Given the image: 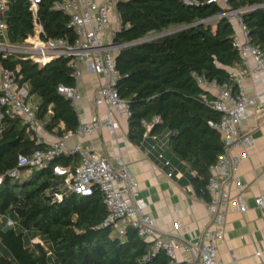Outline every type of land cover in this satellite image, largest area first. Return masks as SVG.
<instances>
[{"label": "trees", "instance_id": "1", "mask_svg": "<svg viewBox=\"0 0 264 264\" xmlns=\"http://www.w3.org/2000/svg\"><path fill=\"white\" fill-rule=\"evenodd\" d=\"M207 1L117 0L120 26L114 36L122 44L116 54L121 73L117 88L132 110L127 119L129 139L141 143L146 130L142 120L158 115L160 121L151 132L167 138L169 154L193 171L190 180L203 199L208 198L210 165L218 160L224 143L210 124L221 117L209 102L214 95L198 84L196 75L228 82L235 89L230 69L241 62L234 45L237 28L218 15L226 5ZM54 2L42 0L38 7L45 37L73 41L76 31L68 24L69 14L54 8ZM228 3L232 8L247 7L241 14L248 36L264 47V0ZM29 7L28 0H8L9 42L21 43L33 33ZM175 28L181 29L169 32ZM152 32L169 33L148 38ZM0 60L14 71L26 100L40 97L36 109L49 132L63 136L77 131L78 109L58 90L61 84L77 82L70 57L40 64L12 52L0 53ZM49 145L36 141L21 116L5 115L0 120V176H5L0 184V264H169L165 251L153 252L152 242L131 225L124 234H116L114 225L102 224L108 207L99 188L88 196L64 191L61 199L56 197V190L79 163L75 153L55 155L31 171L18 166L21 154ZM58 166L68 171L58 172ZM17 167L19 177L7 173ZM8 218L14 223L6 231ZM33 229L43 232L51 244L34 240Z\"/></svg>", "mask_w": 264, "mask_h": 264}, {"label": "built area", "instance_id": "2", "mask_svg": "<svg viewBox=\"0 0 264 264\" xmlns=\"http://www.w3.org/2000/svg\"><path fill=\"white\" fill-rule=\"evenodd\" d=\"M34 17V31L21 43L14 44L8 40V29L5 14L8 0H0V53L22 54L23 57L45 64L56 57H70L74 68L76 80L82 75L83 67L91 72L101 73L103 83L95 90L94 102L97 106L105 105L107 114L102 121L98 115L87 120L80 119L79 128L75 133L85 135L92 133L104 125L116 136L121 124L119 120L128 119L131 114V106L123 98L117 88L121 73L117 67V52L122 44L114 40L116 30H111V19L117 0H55L53 7L69 14V23L76 31L73 41L63 37H45L46 30L39 18V4L42 0H28ZM207 2H220L226 5V9L218 15L226 16L239 28L235 32L234 45L241 55V62L230 69V78L234 86L228 82L218 83L216 79H209L204 74L196 75L198 84L205 87L214 95L209 102L221 112L218 120H211L210 124L218 130L223 138V150L218 160L210 165L211 175L206 185L208 198L204 199L207 204L209 219L203 228L197 242L187 245L191 255L189 260H181L177 255L176 231H164L154 221L147 211V201L139 194L138 182L132 173L129 164L123 154L111 159L102 156L90 146L75 143L71 146L66 141L67 135L57 136L49 147L38 148L30 155L21 154L18 166H28V170L42 167L55 155L61 153H75L79 158L77 166L69 173L65 183L56 190V197L61 199L64 191H75L78 194L88 196L97 187L103 192L104 202L108 207V214L103 225H114V233L124 234L128 225L134 227L138 234L152 242V251L164 250L169 257V264H227L218 254V246L224 240L227 215L231 207L238 211H245V203L242 192L233 197L231 186L238 180V168L240 162L249 156L246 147L255 142L250 132L243 128L245 118L252 113L254 105L264 103L261 95L249 97L245 92L243 78L245 69L250 60L255 61L256 69L264 72V47L255 44L248 36V28L242 17V11L247 7L232 8L229 0H208ZM118 30V29H117ZM58 90L66 97H72L73 102L82 98V93L76 84L65 86L59 85ZM5 115L21 116L29 131L36 141L43 140L44 134L49 132L44 121L38 116L34 108L19 91L14 71L0 60V120ZM160 121L155 115L151 121L142 120L146 130L143 141L152 139L151 149L157 148L158 141L162 140L161 134L151 130L154 124ZM243 147L244 150L234 154L232 149ZM158 155L164 159L167 165L171 160L167 159L161 150ZM58 172L67 170L57 167ZM10 176L19 177V168L10 169ZM172 173H170V176ZM5 176H0V184ZM242 189L241 185H238ZM256 203L264 208V192L257 196ZM9 219L7 224L13 225ZM179 227L180 222L175 221Z\"/></svg>", "mask_w": 264, "mask_h": 264}, {"label": "crops", "instance_id": "3", "mask_svg": "<svg viewBox=\"0 0 264 264\" xmlns=\"http://www.w3.org/2000/svg\"><path fill=\"white\" fill-rule=\"evenodd\" d=\"M118 20L117 11L114 21L118 23ZM119 26L113 30H117ZM235 26L238 30L236 24ZM243 68L246 94L249 97L261 95L264 90V72L256 69L254 59ZM81 74L76 86L82 93V98L75 102L80 119L87 120L98 115L103 121L107 107L97 106L94 102L95 89L103 83V76L85 67ZM260 97L264 100V95ZM40 100L37 94L27 99L34 108H37ZM245 119L243 128L251 133L255 142L246 147L249 156L239 164L238 180L231 186V195L235 197L242 192L247 209L238 211L230 208L226 219L225 238L218 246V254L227 264H264V208L256 203L257 196L264 192V103L260 106L254 105L252 113ZM119 123L121 126L116 136L104 125L85 135L66 134V141L69 146L75 143L90 146L113 161L118 154H123L136 176L139 194L147 201L148 213L164 233L176 231L179 244L177 255L181 260L191 259L193 255L187 250V245L199 240V235L209 219L207 204L196 193L190 180L193 171L185 162L176 161L169 154L167 138L162 137V140L156 142L158 149L152 150L151 144L155 143L152 139L136 144L128 137L127 120L121 118ZM57 136L47 132L44 134V141L51 143ZM158 150L171 160L170 165L158 155ZM243 150L241 146L235 147L232 153L237 154ZM238 185L242 186L241 190ZM175 221L180 222L179 227L175 226Z\"/></svg>", "mask_w": 264, "mask_h": 264}, {"label": "rangeland", "instance_id": "4", "mask_svg": "<svg viewBox=\"0 0 264 264\" xmlns=\"http://www.w3.org/2000/svg\"><path fill=\"white\" fill-rule=\"evenodd\" d=\"M116 14H117V9H115V11H114V13H113V19H111V26H110L111 30L116 29V28L118 27V25H120L119 20H118V23L114 21V18H116ZM173 28H174V27H173ZM157 34H158V33H156V32H152V33L148 36V38H150V37H152V36H154V35H157ZM65 171H66V170H65ZM67 171H68V170H67ZM9 219H11V218H8V220H9ZM17 226H18L19 228L23 229V227L20 226L19 224H17ZM32 232L35 234V238H36L38 241H40V240H45V242L47 243V245H50V244H51L50 240H49L48 238L45 237V234H44L43 232L38 231V230H35V229H33ZM31 234H32V233H31Z\"/></svg>", "mask_w": 264, "mask_h": 264}, {"label": "water", "instance_id": "5", "mask_svg": "<svg viewBox=\"0 0 264 264\" xmlns=\"http://www.w3.org/2000/svg\"><path fill=\"white\" fill-rule=\"evenodd\" d=\"M179 29H181V28H175V29H173V30H169V32H171V31H175V30H179ZM169 32L162 33V34H159V35L167 34V33H169ZM159 35H156V36H159ZM69 100H72V97H70ZM9 228H10V226H9V224H7V225L5 226V230L7 231V229H9Z\"/></svg>", "mask_w": 264, "mask_h": 264}]
</instances>
